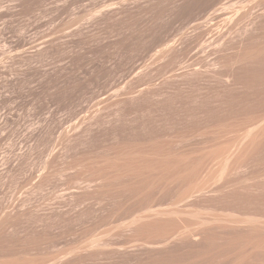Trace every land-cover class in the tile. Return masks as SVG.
Masks as SVG:
<instances>
[{
    "label": "rangeland",
    "instance_id": "rangeland-1",
    "mask_svg": "<svg viewBox=\"0 0 264 264\" xmlns=\"http://www.w3.org/2000/svg\"><path fill=\"white\" fill-rule=\"evenodd\" d=\"M0 264H264V0H0Z\"/></svg>",
    "mask_w": 264,
    "mask_h": 264
}]
</instances>
